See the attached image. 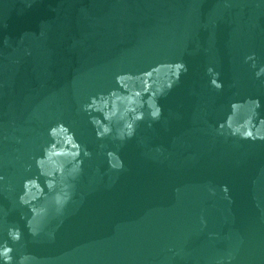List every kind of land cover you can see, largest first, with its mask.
Masks as SVG:
<instances>
[{
  "label": "water",
  "instance_id": "obj_1",
  "mask_svg": "<svg viewBox=\"0 0 264 264\" xmlns=\"http://www.w3.org/2000/svg\"><path fill=\"white\" fill-rule=\"evenodd\" d=\"M0 264H264V0H0Z\"/></svg>",
  "mask_w": 264,
  "mask_h": 264
},
{
  "label": "clouds",
  "instance_id": "obj_2",
  "mask_svg": "<svg viewBox=\"0 0 264 264\" xmlns=\"http://www.w3.org/2000/svg\"><path fill=\"white\" fill-rule=\"evenodd\" d=\"M209 71H211V69H209Z\"/></svg>",
  "mask_w": 264,
  "mask_h": 264
}]
</instances>
